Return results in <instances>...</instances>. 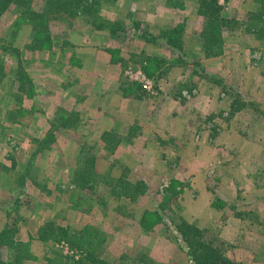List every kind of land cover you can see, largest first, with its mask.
<instances>
[{
    "label": "rangeland",
    "instance_id": "374dc122",
    "mask_svg": "<svg viewBox=\"0 0 264 264\" xmlns=\"http://www.w3.org/2000/svg\"><path fill=\"white\" fill-rule=\"evenodd\" d=\"M20 1L0 15V230L10 229L36 256L21 264H47L53 251L73 261L88 251L108 264L128 263L141 253L146 264H186L178 224L201 229L205 240L232 264L261 261L258 253L254 257V240L249 242L255 249L252 260L231 258L235 245L219 237L213 210L227 204L220 190H234L231 173L264 150V0H235L233 13L229 0H214L223 21L213 19L219 26H214L218 33L211 49L202 32L203 45L195 53L181 41L190 60L230 54L226 62H200L221 83L194 78L191 90L172 94L181 81L189 80L185 56L163 43L143 42L131 31L111 36L93 23L129 27L138 16L143 29L158 33L176 26L182 36L185 19L207 8L209 0H23L44 14L41 24L48 23L49 44L40 32L35 48L33 38L41 28L29 22V11L22 13ZM157 6L179 15L161 27L165 17L149 14ZM201 17L205 25L206 17ZM234 40L241 45H233ZM183 74L185 79H179ZM146 80L153 94L144 87ZM119 88L140 94L145 101L141 114L155 134L137 137L133 124L118 129L125 113L109 103L112 97L105 100L106 90L113 96ZM96 96L101 100L98 108L86 103ZM171 103L188 109L190 118H180L189 123V129L180 126L186 142L172 129L165 131L168 114L162 108ZM105 127L108 131L102 133ZM203 139L206 152L200 149ZM135 147L141 149L139 157L146 152L152 160L130 157ZM255 163L250 164L264 167V155ZM150 165L155 173L144 174ZM203 204L211 206L210 222L198 217ZM156 208L160 218L147 213ZM48 220L84 229L90 249L38 240L37 229ZM17 254L0 247V264L14 262Z\"/></svg>",
    "mask_w": 264,
    "mask_h": 264
},
{
    "label": "crops",
    "instance_id": "0c3cea01",
    "mask_svg": "<svg viewBox=\"0 0 264 264\" xmlns=\"http://www.w3.org/2000/svg\"><path fill=\"white\" fill-rule=\"evenodd\" d=\"M230 1V5L231 8L230 10L232 11V13L234 12L235 9V0H229ZM194 2V1H193ZM153 11L149 14L155 15V17H159V16H164L166 19L165 25L161 26V27H167L168 24H171L172 22H170V20L168 18L171 17H175L178 16V12L177 11H172L169 10V7H155V9L151 10ZM184 12V10H180L179 13ZM185 13V12H184ZM199 14V15H198ZM198 14H196V12H193V15L195 17H191L189 19H185L186 20V25H185V30L184 35L181 36V38L183 39L184 42V46H188V48L190 50L193 51V53L197 52V49L199 47H202V38H201V32H202V28H203V19H202V14L198 12ZM136 15V14H134ZM201 15V16H200ZM135 17V16H133ZM137 19L139 20L140 18L137 16ZM191 20V21H189ZM189 22L191 23L189 25ZM160 25V24H159ZM159 25L155 24L154 27H159ZM151 29V28H150ZM160 28H157L156 30H158ZM163 29V28H162ZM151 30H155L154 28ZM149 30V31H151ZM232 30V29H231ZM153 32V31H151ZM186 41H188L187 45H186ZM235 42H233V45L236 46H240L241 42L239 44V42H237V40H234ZM144 42V41H143ZM248 45V44H247ZM186 49V48H185ZM186 53V52H185ZM188 53H191L188 51ZM192 54V53H191ZM221 54V53H220ZM186 57H189L187 54H185ZM230 58V54H226V51H224L221 55L219 56H214V57H210V58H203L202 60H198L199 62H203V63H207V62H213L214 60L216 61H222V62H226L227 59ZM208 72H210L208 70V68H205ZM187 74H183L180 77H184ZM188 76V75H187ZM186 76V77H187ZM247 77V76H246ZM245 77V78H246ZM246 79H249L248 77ZM119 87V86H118ZM117 87V88H118ZM123 89V88H122ZM121 90V88L115 89V92H112L113 96L111 95L110 92H108V90H106V103H107V99L109 97H112L111 101L109 103L113 104V107H117L119 108V111L121 113H125V121L124 124L122 125H118V129H120V131L122 132L123 130H125L128 126H130V124L135 125L136 130H137V137H141V136H152L153 135V131L150 127H148V124L150 122H145V120L143 119V116L141 114V108H143L145 101L140 97V94L138 92H136L133 88L131 90L127 89V90ZM173 90V89H172ZM172 90L169 92L172 94ZM169 93H167V95H169ZM85 95L90 94V91H85L84 92ZM166 95V96H167ZM103 96V95H102ZM120 96V97H119ZM170 96V95H169ZM97 99L95 98V100H90L86 103L88 104H92V106L94 105H99L100 104V99L99 96H96ZM209 100V99H208ZM94 101V103H93ZM109 101V100H108ZM173 101V100H172ZM95 108L94 111H97ZM163 110H165V113L168 114L167 118H166V127H165V131H167L168 129H172L174 135L177 137V139H180V141L186 142V141H182V134H186V132H180V126H183V128L185 129H189V123L187 121L184 120H180L181 115L183 116H187V111L188 109H186L185 106H179L177 108H175V104L171 103L170 105H168L165 108H162ZM262 109H264V105L262 106ZM180 110H182L180 112ZM96 113V112H95ZM156 114V110H154V115ZM97 115V113H96ZM187 117L190 118V116L188 115ZM238 120L240 121V117H236L235 119V124L236 122H238ZM150 121H154L152 119H150ZM194 126V125H193ZM107 127V126H106ZM104 128V131H108V128ZM109 130L111 129L110 126ZM147 127L150 128V132L149 129L147 130ZM163 130L164 128L162 126H160ZM123 128V129H122ZM157 128V127H155ZM168 128V129H167ZM119 131V132H120ZM128 131V129H127ZM172 131L170 130V133H172ZM181 133V134H180ZM155 134V133H154ZM236 136V134H235ZM163 136L158 135L157 140L159 141L161 139V141L163 142ZM174 138V137H173ZM172 138V139H173ZM170 139V140H172ZM182 139V140H181ZM214 141V143H216V139H212ZM130 142H132L130 140ZM202 144V147L200 149H203L204 147L206 148V140L203 139V141H201L200 145ZM184 146V145H183ZM203 149L205 152L207 151L206 149ZM132 149V148H131ZM129 151V150H127ZM131 152L133 151V154L130 156L133 159H138V158H142V159H148V157L152 160V155H147L145 154L146 152H143L142 155L139 157V154L141 152V149L138 147L133 148V150H130ZM255 158L251 157L250 159V163L254 164L255 162H257L259 160V158H261V155H264V150L258 154V153H254ZM127 156V155H126ZM128 158V156H127ZM194 158V157H192ZM206 158V157H204ZM248 158V155L247 157ZM255 159V161H254ZM247 163V165L245 167H242L240 169H235L234 172L231 173V175H233L234 179L233 180L235 183L234 187H233V192L231 191V194L227 191H223L220 190V193L223 195V197H227L225 201H227L226 205H221V207H219L218 209H214L213 210V222L214 224L217 225L218 228V233H219V237L221 239H224L226 241H228L230 244H232L233 246L235 245V248L233 249V253L231 252V258H235L236 261H240V260H248L249 257L255 252V249L252 248L251 244L249 243L250 241H257V243H254L253 245L257 244V250L254 253V257L256 255V253H258V255H261V261H257L256 264H264V167H255L254 165ZM256 164V163H255ZM147 165V164H146ZM144 174L146 173H150V174H154L155 171H153L151 165L148 168H145L143 170ZM179 181V179H178ZM218 181V180H217ZM232 181V179H231ZM222 182V181H221ZM222 197V196H221ZM239 204H241L239 206ZM200 211L199 212L201 215L198 217L203 218V221L208 220L210 222V214H211V206L207 205V204H203V206H200ZM259 241H261L259 243ZM253 243V242H252ZM246 255L245 258L242 257V255ZM252 257H250V260H252Z\"/></svg>",
    "mask_w": 264,
    "mask_h": 264
},
{
    "label": "trees",
    "instance_id": "16d2710c",
    "mask_svg": "<svg viewBox=\"0 0 264 264\" xmlns=\"http://www.w3.org/2000/svg\"><path fill=\"white\" fill-rule=\"evenodd\" d=\"M16 0H0V15L1 13L8 8L10 3ZM25 2V3H24ZM207 8H202V10L199 11L202 15L206 17V24L202 28V36L205 41L206 48H210L213 46V42L215 40V37L218 33L214 26H219L216 24H213V19L215 21L221 22L223 19L218 16L219 15V8L215 5L214 0H209ZM19 5L24 6L22 13H26L29 11V15H27V19L29 22L34 26H39V29L37 30L36 35H34L33 38V48H35V43L38 38V34L42 36L41 33H43V38L48 42L49 44V32H48V23L47 21L43 24L40 22L42 21L44 14L40 12L34 11L29 1H23L21 0ZM61 5H63V8H65L68 11L67 4L65 2H62ZM57 10V9H56ZM55 10V11H56ZM51 11V12H55ZM65 13V12H64ZM46 19V18H45ZM95 27L102 31H107L111 34V36H114L117 32L123 33L124 31H131L132 34L137 36L139 39L156 45L158 43H163L165 47H171L174 52H179V55L183 58L185 54H183V43L181 41V30H179L176 26L168 29L160 30L158 33H152L149 32L146 29L141 28L139 21L134 20L129 27H124L121 23L117 22H110V21H99L93 23ZM41 32V33H40ZM207 39V40H206ZM50 46V45H49ZM48 46V47H49ZM4 49V48H3ZM208 54H213V52H208ZM187 64L189 66V74L187 76V79H189L187 82L181 81L178 86L174 88L172 91L177 90L176 93H180V90L185 88L191 90L193 87V83L191 80L194 78L196 79H204L209 82H219L221 83V80L214 77V75H210V72H208L205 69V66H203L198 60H190L189 57L185 56V62L184 64ZM150 67L147 66L146 70ZM151 73V72H150ZM25 78H27L26 73L24 74ZM192 85V86H189ZM224 87V86H223ZM66 122H63V125H66ZM34 156V154H32ZM150 215L157 216L160 218V215L158 213V209L156 208L154 212L147 211ZM144 219V218H143ZM140 225L144 226V229L146 227V221L141 220ZM176 232L179 234V237L183 243H185V254L187 256V262L186 264H232V262L223 256L222 250L220 248H217L212 244L211 242H208L204 238L203 231L195 226L183 224V225H175ZM11 230L4 227L2 230H0V247L4 246L8 249H14L18 252L16 259H14V262L10 261V264H21L24 260L29 259H35L36 256L34 254H31L28 250V243H22L17 241L13 234L9 233ZM88 234L84 231V229L81 230H73L67 226H63L60 224H56L54 220H48L44 223H42L38 229H37V239L40 241H56V242H65L69 247H82L85 249H90L89 244L91 243ZM25 248V249H24ZM28 248V249H27ZM25 250V251H24ZM24 251V252H23ZM54 255L52 258H46L47 264H70L67 262H70L69 260H72L71 256H64L63 254H60L56 251H53ZM89 262V263H88ZM147 258L144 254H138L134 258H130L128 263L124 264H146ZM108 264L107 262L103 260H98L95 257H92L91 252H86L85 256L82 259L75 260L71 262V264Z\"/></svg>",
    "mask_w": 264,
    "mask_h": 264
},
{
    "label": "built area",
    "instance_id": "2783aa9c",
    "mask_svg": "<svg viewBox=\"0 0 264 264\" xmlns=\"http://www.w3.org/2000/svg\"><path fill=\"white\" fill-rule=\"evenodd\" d=\"M224 1H225V0H218L219 4H224ZM144 87H145L148 91H150L152 94L154 93L153 87L150 85V83H149L147 80L144 82Z\"/></svg>",
    "mask_w": 264,
    "mask_h": 264
}]
</instances>
